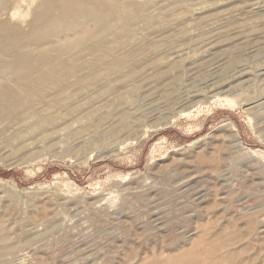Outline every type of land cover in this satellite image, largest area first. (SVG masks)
<instances>
[{
    "label": "rangeland",
    "instance_id": "obj_1",
    "mask_svg": "<svg viewBox=\"0 0 264 264\" xmlns=\"http://www.w3.org/2000/svg\"><path fill=\"white\" fill-rule=\"evenodd\" d=\"M0 102V264H264V0H0Z\"/></svg>",
    "mask_w": 264,
    "mask_h": 264
},
{
    "label": "bare ground",
    "instance_id": "obj_2",
    "mask_svg": "<svg viewBox=\"0 0 264 264\" xmlns=\"http://www.w3.org/2000/svg\"><path fill=\"white\" fill-rule=\"evenodd\" d=\"M1 103V102H0ZM203 262V260H201ZM194 263V262H193ZM208 263V262H207ZM210 264V263H209Z\"/></svg>",
    "mask_w": 264,
    "mask_h": 264
}]
</instances>
